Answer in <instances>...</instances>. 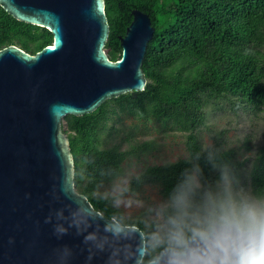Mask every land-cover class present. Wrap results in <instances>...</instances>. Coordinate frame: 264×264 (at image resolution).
<instances>
[{
	"label": "water",
	"instance_id": "water-1",
	"mask_svg": "<svg viewBox=\"0 0 264 264\" xmlns=\"http://www.w3.org/2000/svg\"><path fill=\"white\" fill-rule=\"evenodd\" d=\"M16 20L46 28L53 42L32 55L18 46L0 50V264H108L86 237L114 218L96 211L75 184V161L65 118L95 112L104 102L144 91L143 64L154 38L150 16L133 10L111 60L105 0H0ZM91 227L71 226L76 208ZM67 229L57 233L58 227ZM143 235L137 232L136 239Z\"/></svg>",
	"mask_w": 264,
	"mask_h": 264
},
{
	"label": "trees",
	"instance_id": "trees-1",
	"mask_svg": "<svg viewBox=\"0 0 264 264\" xmlns=\"http://www.w3.org/2000/svg\"><path fill=\"white\" fill-rule=\"evenodd\" d=\"M110 35L106 50L113 61L122 56L120 37L133 21V10L148 14L156 31L143 64L144 91L130 92L104 102L95 112L65 118L66 134L75 161V184L96 211L128 225L109 199L99 194L103 184L123 174L128 158L149 152L148 142L122 149L106 147L113 137L115 118H134L147 125L162 122L185 136L188 156L176 162L146 167L134 176L127 192L146 184L163 194L190 162L230 164L245 185L264 187V143L251 159L227 147L225 131L215 133L206 146L202 135L209 109L264 113V0H105ZM46 28L16 20L0 6V50L15 45L34 55L51 45ZM209 130V128L206 127ZM212 132L211 130H209ZM249 142V140H248ZM248 150L252 148L247 146Z\"/></svg>",
	"mask_w": 264,
	"mask_h": 264
},
{
	"label": "clouds",
	"instance_id": "clouds-1",
	"mask_svg": "<svg viewBox=\"0 0 264 264\" xmlns=\"http://www.w3.org/2000/svg\"><path fill=\"white\" fill-rule=\"evenodd\" d=\"M206 166L209 174L198 161L185 166L150 206L142 229L114 218L104 236L92 232L86 242L107 252L108 264H264V187L243 184L228 163ZM92 219L78 207L71 226L79 231ZM72 255L64 248L61 264H71Z\"/></svg>",
	"mask_w": 264,
	"mask_h": 264
},
{
	"label": "rangeland",
	"instance_id": "rangeland-1",
	"mask_svg": "<svg viewBox=\"0 0 264 264\" xmlns=\"http://www.w3.org/2000/svg\"><path fill=\"white\" fill-rule=\"evenodd\" d=\"M109 55L110 52H108ZM207 128H204L202 138L206 146L213 144L212 136L220 131H225V144L227 147L236 148L241 159H246L247 175L251 167V159L257 148L264 143V113H244L232 110H208ZM115 131L112 138H106V147L121 144L122 149L141 145L148 142L151 146L149 152L128 158L123 164V174L100 188L99 194L109 199L111 204L118 209L126 220L140 219L146 223L149 220V208L161 196L160 187L146 184L136 192H127L134 176L140 174L146 167L162 165L167 162H176L188 156L185 146V136L170 129L162 122L151 121L147 125L136 122L134 118H115ZM249 140V142H248ZM252 151L248 150V147Z\"/></svg>",
	"mask_w": 264,
	"mask_h": 264
}]
</instances>
